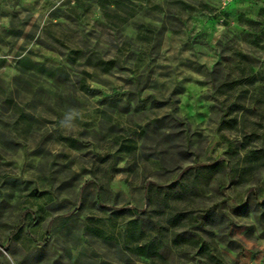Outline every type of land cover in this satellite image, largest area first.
I'll list each match as a JSON object with an SVG mask.
<instances>
[{"label": "rangeland", "instance_id": "obj_1", "mask_svg": "<svg viewBox=\"0 0 264 264\" xmlns=\"http://www.w3.org/2000/svg\"><path fill=\"white\" fill-rule=\"evenodd\" d=\"M223 4L0 0V264H264V0Z\"/></svg>", "mask_w": 264, "mask_h": 264}, {"label": "trees", "instance_id": "obj_2", "mask_svg": "<svg viewBox=\"0 0 264 264\" xmlns=\"http://www.w3.org/2000/svg\"><path fill=\"white\" fill-rule=\"evenodd\" d=\"M229 88H233V85H230ZM250 156H253L257 160H261L260 164L264 165V159H262V158H264V150H262V149L253 150L246 157L248 158ZM181 216H184V215H181Z\"/></svg>", "mask_w": 264, "mask_h": 264}, {"label": "built area", "instance_id": "obj_3", "mask_svg": "<svg viewBox=\"0 0 264 264\" xmlns=\"http://www.w3.org/2000/svg\"><path fill=\"white\" fill-rule=\"evenodd\" d=\"M223 1V5H225V4H227V3H229L231 0H222Z\"/></svg>", "mask_w": 264, "mask_h": 264}]
</instances>
